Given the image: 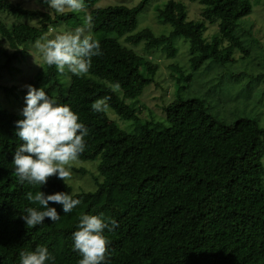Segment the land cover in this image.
Returning <instances> with one entry per match:
<instances>
[{
  "label": "trees",
  "instance_id": "1",
  "mask_svg": "<svg viewBox=\"0 0 264 264\" xmlns=\"http://www.w3.org/2000/svg\"><path fill=\"white\" fill-rule=\"evenodd\" d=\"M35 1L31 7L24 0H0V90L5 93L16 86L2 84V69L27 51L25 45L46 36L52 24L79 17ZM150 1L98 7L95 0H83L102 55L91 57L89 70L71 74L70 80L47 64L49 74L34 79L52 81L49 95L69 105L88 128L77 158H101L103 180L96 190H74L56 176L41 186L45 194L75 192L80 200L67 214L50 202L61 215L57 221L46 218L28 227L22 218L27 207L40 208L27 199L40 187L17 180L12 159L21 143L15 122L22 115L9 109L11 99L0 96V264H18L21 251L38 246L47 247L56 264H78L71 233L84 213L118 223L105 230L107 264H264V127L249 116L228 121L213 114L204 98L184 96L206 62L226 68L237 62V51L240 59L250 56L258 40L253 25L240 29V20L261 0H193L202 5L196 20L188 18L184 0H167L156 7L157 18L172 30L160 35L149 27L138 29ZM176 36L190 41L192 70L172 64L175 98L163 107L165 114L149 110L146 118L139 97L155 82L159 65L134 46L144 42L148 51L163 47L174 56ZM262 75L239 72L231 79L248 78L252 87ZM98 101L103 102L99 112L92 108ZM108 109L132 120L135 131L122 127Z\"/></svg>",
  "mask_w": 264,
  "mask_h": 264
},
{
  "label": "clouds",
  "instance_id": "2",
  "mask_svg": "<svg viewBox=\"0 0 264 264\" xmlns=\"http://www.w3.org/2000/svg\"><path fill=\"white\" fill-rule=\"evenodd\" d=\"M46 2L58 14H62L65 8L80 11L84 7L83 0ZM88 21L90 24V17ZM35 48L44 63L55 66L59 73L67 70L74 75L86 73L91 66L90 58L102 55L100 43L90 35H85L84 29L59 32L54 36L46 35L35 42ZM26 88L22 118L15 122V133L21 143L14 151L12 162L18 182L40 187L36 193L27 194V199L40 208L27 207L21 214L28 227H35L46 218L53 222L60 219L61 215L56 207L50 206V202L61 205L65 214L71 213L80 204L75 192L45 194L41 191V186L51 176H56L65 183L70 175V162L84 150V137L88 134V128L69 105L50 96L45 87L29 84ZM102 105L103 102L98 101L92 108L99 112ZM116 227L117 221L106 220L103 214H81L71 233L73 250L80 256L78 264H107L108 241L105 230L112 231ZM18 264H56V258L49 253L47 247L38 246L33 250L21 251Z\"/></svg>",
  "mask_w": 264,
  "mask_h": 264
},
{
  "label": "rangeland",
  "instance_id": "3",
  "mask_svg": "<svg viewBox=\"0 0 264 264\" xmlns=\"http://www.w3.org/2000/svg\"><path fill=\"white\" fill-rule=\"evenodd\" d=\"M24 1L26 5L31 7L37 6L35 0ZM140 1L141 0H95L94 6L104 7L109 4H125L131 7L137 5ZM166 1L167 0H151L138 17V29L149 27L157 35L170 33L172 26L160 22L157 18L156 11V7L162 5V3ZM184 2L187 5L188 18L194 20L200 19V15L198 14L200 6L202 7V5L193 0H184ZM70 10L71 9L65 8L64 11ZM90 10L89 7L84 6L82 10L76 11L79 17L74 18L75 20L71 21L70 24L65 20H60L52 24L53 26L50 28V32L46 35L54 36L59 32H75L77 29H84L85 35H90L94 38V33H92L91 30V23L89 24L88 21ZM207 25L210 29L209 24ZM252 25L254 37L258 42L253 44L250 56L245 59H240L242 52L237 51L235 55L237 62L233 64L230 62L226 68H221L216 66V64L213 65L209 61L206 62L203 67L197 71L190 87L184 90V96L204 98L213 114L224 117L228 121L249 116L258 119L260 125L264 127V75H262V79L260 78L259 80L262 82L252 87L248 85V78L241 81L231 79L233 74L239 72H246L248 75L264 74V66H262L264 64V0L255 3L253 12L240 20V29L244 28L245 30H249ZM172 40L177 50L174 56L168 55L166 49L163 47L152 48L148 51L145 48L144 42L134 46L136 51L159 65L155 82L148 86L145 92L139 97L141 108L144 113L143 115H145L146 118H150L148 114L149 110H153L160 115L165 114L163 107L175 98V79L171 75L173 72L171 68L172 64L179 65L186 73L192 70L189 39L183 36H176ZM35 42L36 41H30L27 43L25 45L27 51L25 53H19L17 58L12 61L11 66H5L4 69H2V84L10 87L16 86L12 93H5L3 89L0 90V96L3 100L4 98L11 99V107H9L11 111L21 112L25 105L24 97L27 91L26 86L29 84L36 87L43 86L46 92H50L52 81L43 79L39 84L35 83L37 78L49 74V70L45 65L46 63L43 62L38 49L35 48ZM6 61V58L1 56V63L6 64ZM60 74L65 80H70L71 78V73L67 70ZM215 84H218L217 91H212V87ZM108 110V113L122 127L130 132L135 131L132 120H123L115 111ZM155 116L156 119L160 118L158 117L159 115ZM131 157L135 158L136 154L133 153ZM100 161V157L95 160L86 161L76 158L74 161H71L68 166L70 175L66 181L73 186L74 190H96L97 182L103 180L99 171Z\"/></svg>",
  "mask_w": 264,
  "mask_h": 264
}]
</instances>
